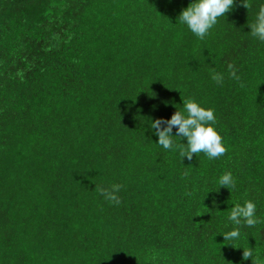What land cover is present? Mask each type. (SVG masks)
I'll list each match as a JSON object with an SVG mask.
<instances>
[{
	"label": "trees",
	"instance_id": "trees-1",
	"mask_svg": "<svg viewBox=\"0 0 264 264\" xmlns=\"http://www.w3.org/2000/svg\"><path fill=\"white\" fill-rule=\"evenodd\" d=\"M189 3L0 0V264L264 254V222L235 243L221 234L245 200L264 221V42L248 25L261 0L250 10L234 0L204 40L177 21ZM188 98L215 110L222 157L182 159L156 144L150 121ZM225 172L234 188L219 185ZM112 184L118 205L100 195Z\"/></svg>",
	"mask_w": 264,
	"mask_h": 264
},
{
	"label": "clouds",
	"instance_id": "clouds-1",
	"mask_svg": "<svg viewBox=\"0 0 264 264\" xmlns=\"http://www.w3.org/2000/svg\"><path fill=\"white\" fill-rule=\"evenodd\" d=\"M234 0H191V3L181 11L178 22L185 26L195 37L204 40L210 35L211 30L218 23L219 18L224 17ZM244 6L250 10L251 3L243 0ZM251 36L261 42H264V0L254 14L252 22L248 23ZM229 75L236 76L233 66H228ZM211 79L216 83H222L223 75L213 72ZM149 126L154 130L153 134L158 137V144L164 150H179V155L183 159L187 157L192 159L193 154L203 153L209 159L222 157L227 148L223 142L222 136L216 128L215 110L203 106L193 98L183 101L182 109L171 116L170 119H156L150 121ZM176 134L173 135V129ZM186 139V143L177 144L174 138ZM218 183L225 188H234L235 179L231 172H225L219 177ZM122 185L112 184L110 188H101L100 195L110 204H119L118 193ZM230 222L229 230L222 232L224 241L233 243L241 240V227L255 228L258 224L264 222L258 216L257 205L252 200H245L242 204L236 203L232 206L227 217ZM232 245V244H230ZM233 246V245H232ZM243 249V258H251L252 264H264V254H258L252 247H238Z\"/></svg>",
	"mask_w": 264,
	"mask_h": 264
}]
</instances>
